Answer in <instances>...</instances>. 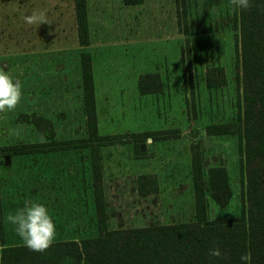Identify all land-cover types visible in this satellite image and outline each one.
<instances>
[{
	"label": "rangeland",
	"instance_id": "374dc122",
	"mask_svg": "<svg viewBox=\"0 0 264 264\" xmlns=\"http://www.w3.org/2000/svg\"><path fill=\"white\" fill-rule=\"evenodd\" d=\"M94 1L89 43L81 45L77 21L70 18L68 38L59 33L66 5L61 0H0V70L18 79L23 91L17 109L0 114V233L7 243L22 242L4 218L25 200L47 206L55 240L97 233V141L86 125L81 51L93 55L87 66L95 85L96 130L112 138L99 147L109 227L193 222L194 153L206 168L225 166L234 192L226 208L236 214L208 199V217H241L249 206L250 179L264 185V155L248 163L239 134L207 130L237 118L244 95L252 92L229 0L207 9L205 0H144L126 7L123 0ZM33 10L46 11L53 23L25 24L23 16ZM141 80L152 84L147 93L140 91ZM156 81L160 88L154 90ZM39 116L53 122V137L34 121ZM16 144L32 152L18 153ZM142 174H152L158 189Z\"/></svg>",
	"mask_w": 264,
	"mask_h": 264
},
{
	"label": "trees",
	"instance_id": "16d2710c",
	"mask_svg": "<svg viewBox=\"0 0 264 264\" xmlns=\"http://www.w3.org/2000/svg\"><path fill=\"white\" fill-rule=\"evenodd\" d=\"M144 0H123L125 5L140 4ZM221 0H205V9L216 6ZM81 45L89 43L87 0H74ZM241 32V59L252 92L244 95L245 108L231 121L210 124L211 134H239L245 161L254 162L264 155V118L256 112L258 105L264 108V0H252L249 10H234ZM83 69V102L88 131L97 141L92 160L93 194L97 212V233L82 237L55 240L43 253L30 251L20 243H7L0 233V264H243L240 256L248 254L250 264H264V185L252 178L245 192L249 206L241 217L229 220H209L208 199L219 208L229 207L233 200L228 170L223 165L207 167L199 153L192 157V181L195 192V220L172 224H151L145 227L110 228L111 214L102 184V164L99 147L106 145L110 137L98 134L95 85L93 72L87 66L92 60L90 52H80ZM151 78V76H150ZM153 89H159V81ZM152 84L139 82L141 93H147ZM240 104V103H239ZM260 108V109H261ZM41 131L50 136L56 134L52 121L43 117L34 119ZM90 140V139H89ZM54 143V142H53ZM18 153L30 154L29 145L12 146ZM139 152L140 146H139ZM8 154L12 152L8 150ZM144 183L154 182L152 174H142ZM264 178V176H263ZM264 183V182H263ZM219 247L222 257H212L209 250Z\"/></svg>",
	"mask_w": 264,
	"mask_h": 264
},
{
	"label": "clouds",
	"instance_id": "9594fccd",
	"mask_svg": "<svg viewBox=\"0 0 264 264\" xmlns=\"http://www.w3.org/2000/svg\"><path fill=\"white\" fill-rule=\"evenodd\" d=\"M229 3L234 10H249L252 7V0H229ZM23 20L25 24L37 27L43 24H52L44 10H33L31 14L24 15ZM22 95L21 82L18 79L14 80L7 71L0 70V114L14 112L21 103ZM223 212L236 214L227 208ZM212 219L214 217L210 216L209 220ZM4 220L6 224L14 228L24 246L30 251L46 252L55 242L56 224L47 206L43 203L25 200L22 207L8 213ZM209 255L220 258L222 257L221 249L219 247L212 248L209 250ZM240 260L243 264H250L251 257L248 254H243L240 256Z\"/></svg>",
	"mask_w": 264,
	"mask_h": 264
},
{
	"label": "crops",
	"instance_id": "0c3cea01",
	"mask_svg": "<svg viewBox=\"0 0 264 264\" xmlns=\"http://www.w3.org/2000/svg\"><path fill=\"white\" fill-rule=\"evenodd\" d=\"M122 1V0H120ZM61 2L65 5V13H64V17L62 20H65L64 22L61 23V27H62V30L59 31V33L62 34V37L64 38H68V35H69V26H70V18L71 20H73V23H76L77 21V18H76V10H75V4H74V0H61ZM94 2H98V0H95ZM90 3H91V0H87V10H88V24H89V30L91 28V20H92V14H91V11H90ZM123 3V2H122ZM124 4V3H123ZM72 5V6H71ZM98 5V4H97ZM125 5V4H124ZM127 5H125L124 7H126ZM55 9H57V5L55 4L53 6ZM98 8V6H96ZM55 20V19H53ZM53 23V22H52ZM68 25V26H67ZM65 26V28H64ZM67 26V28H66ZM76 27H77V24H76ZM59 30V29H58ZM53 31V30H52ZM90 37V36H89ZM92 55V54H91ZM93 56V55H92Z\"/></svg>",
	"mask_w": 264,
	"mask_h": 264
},
{
	"label": "water",
	"instance_id": "95a60500",
	"mask_svg": "<svg viewBox=\"0 0 264 264\" xmlns=\"http://www.w3.org/2000/svg\"><path fill=\"white\" fill-rule=\"evenodd\" d=\"M140 150H141V152L145 151V144L140 145ZM6 160H7V163H10V157L9 156H7Z\"/></svg>",
	"mask_w": 264,
	"mask_h": 264
}]
</instances>
